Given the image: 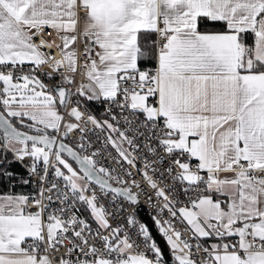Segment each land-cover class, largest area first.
Returning a JSON list of instances; mask_svg holds the SVG:
<instances>
[{"label":"snow or ice","instance_id":"1","mask_svg":"<svg viewBox=\"0 0 264 264\" xmlns=\"http://www.w3.org/2000/svg\"><path fill=\"white\" fill-rule=\"evenodd\" d=\"M87 123L143 161L177 264H264V0H0V162L39 177L0 190V264H164L133 215L113 225L102 201L140 184L88 152Z\"/></svg>","mask_w":264,"mask_h":264},{"label":"built area","instance_id":"2","mask_svg":"<svg viewBox=\"0 0 264 264\" xmlns=\"http://www.w3.org/2000/svg\"><path fill=\"white\" fill-rule=\"evenodd\" d=\"M57 43L59 41L57 40ZM53 54L56 55L57 58H59L60 53L57 49L51 50ZM44 71H48V69H44ZM41 79H44L46 83L52 84L54 81L47 79L44 76H41ZM96 103V102H95ZM97 106L101 109V112H96L89 104L87 105L89 111L96 115L98 119L103 118L104 113V105L96 103ZM87 132V139L91 142L90 147L88 149V152L91 153L92 151L99 152V155L95 158L99 161L100 165L104 167H109L112 169H115L116 173H119L125 180H128L129 185H131V179L125 175V171H131L133 173L132 179H135L138 184H140L139 188L133 187L132 191L134 194H137L138 196V203L132 204L131 202L127 201L123 197H118L116 199V204L113 205L111 198L104 199L102 202L105 204L106 207H108L112 212L115 213L116 219L112 221L113 225H116L117 223L121 226L125 225V217L129 214L133 215L138 222V224H142L146 226L149 230V233L151 234V231L149 227L146 225V223L142 220L140 215L137 213V206L141 205L143 209L145 210L146 214L151 218L153 221L154 226L158 230V232L163 237L168 252L171 257L174 258L172 250L170 246L168 245L166 238L162 235L160 231V226L157 224V219L159 220H168L169 214L167 211H160V208L162 206V200L157 196L156 190L152 189L151 186L147 183V181L144 180L143 176L141 175L140 171L138 169H142L143 167V161L138 160L137 161V167H131L127 165L124 162H117L119 159L117 157V153L115 150L111 147L110 144L106 143V136L107 132L101 130V129H95L93 130V126L90 123H87L84 125ZM81 137V133L79 131H75L70 135V141L72 142H79V139ZM12 155V153H10ZM13 156V155H12ZM116 157L117 159H114ZM26 171L29 176V183L31 186V190L28 192H25L23 194H32L34 195L36 193V188L39 183V177L31 176L29 173L28 166L31 164V160L25 159L23 161L16 160ZM163 171V166L161 165L158 169V172L155 176H153V179L157 180V182L160 184L161 187H163L165 184H169V182L172 180L170 176H167L165 174L164 178L161 179L160 173ZM149 175H152L151 172H149ZM49 176H52V173L50 171ZM121 187V185H118ZM121 208H123V211H121ZM86 216V213H85ZM130 232H136L138 231V228H134L131 225H128ZM152 236V234H151ZM154 240V238L152 237ZM155 241V240H154ZM157 244V243H156ZM158 246V245H157ZM164 264H167L164 260Z\"/></svg>","mask_w":264,"mask_h":264},{"label":"trees","instance_id":"3","mask_svg":"<svg viewBox=\"0 0 264 264\" xmlns=\"http://www.w3.org/2000/svg\"><path fill=\"white\" fill-rule=\"evenodd\" d=\"M154 38L155 37H153V39ZM88 104L96 112H101V109L97 106L95 102H89ZM70 162L72 161L70 160ZM73 166L76 167L74 163ZM4 171L12 173V178L11 180H9L8 177L0 175V190H10L14 193H25L31 190L30 183H23L24 180L29 181L27 171L16 160L13 159V156L10 153H8L7 155V161L0 162V173Z\"/></svg>","mask_w":264,"mask_h":264},{"label":"water","instance_id":"4","mask_svg":"<svg viewBox=\"0 0 264 264\" xmlns=\"http://www.w3.org/2000/svg\"><path fill=\"white\" fill-rule=\"evenodd\" d=\"M70 159V158H69ZM76 166V168H79V165L76 164L75 162H73ZM119 187L118 185H114ZM137 213L140 215V217L142 218V220L146 223V225L149 227L152 237L154 238L155 242L157 243L158 247L161 249V253L163 255V259L165 260V262L167 264H177L176 260L170 256L166 243L163 239V237L161 236V234L158 232V230L156 229V227L153 224V221L151 220V218L146 214L145 210L143 209V207L141 205L137 206Z\"/></svg>","mask_w":264,"mask_h":264},{"label":"crops","instance_id":"5","mask_svg":"<svg viewBox=\"0 0 264 264\" xmlns=\"http://www.w3.org/2000/svg\"><path fill=\"white\" fill-rule=\"evenodd\" d=\"M19 194V193H18Z\"/></svg>","mask_w":264,"mask_h":264}]
</instances>
